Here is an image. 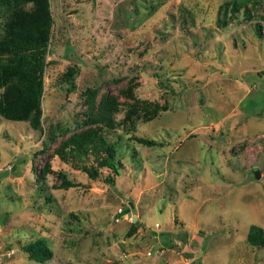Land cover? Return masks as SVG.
Here are the masks:
<instances>
[{"label":"rangeland","instance_id":"rangeland-1","mask_svg":"<svg viewBox=\"0 0 264 264\" xmlns=\"http://www.w3.org/2000/svg\"><path fill=\"white\" fill-rule=\"evenodd\" d=\"M45 1L0 5V36L16 8L49 25L39 123L0 113V264H264L247 241L264 232V0ZM83 142L113 144L119 174L91 180Z\"/></svg>","mask_w":264,"mask_h":264},{"label":"trees","instance_id":"trees-1","mask_svg":"<svg viewBox=\"0 0 264 264\" xmlns=\"http://www.w3.org/2000/svg\"><path fill=\"white\" fill-rule=\"evenodd\" d=\"M23 1L0 0V5L3 6L11 2L19 7ZM46 7L45 0L40 3L38 0L37 8L42 14L47 12ZM19 13H21V9L16 8L8 16L4 34L0 36V87L5 88L3 97L0 99V113L5 116L16 113L19 119L29 118L32 125L36 126L39 123L37 111L40 107V95L43 89V66H45L44 60L49 46V25L44 21L42 23L35 21L30 25L23 26L22 23L25 21L21 20L22 23L20 22ZM78 72L76 67H68L61 78L65 82L73 84ZM141 141L145 144H153L150 139L142 138ZM95 145L83 142L77 146V155H85L91 151L98 163L97 168L83 164L82 170L94 181L100 178L99 167H107L112 172L119 174L118 163L114 160L115 146L105 142L99 147ZM100 149H103L104 152ZM101 152L104 155H100ZM60 184L65 187L71 186L72 183L62 176ZM137 224L138 220L133 223L134 227L132 228L135 229ZM45 241L40 237L36 241L30 242L26 247L27 254L32 261L44 262L51 258L52 251ZM247 241L249 244L264 247L263 230L256 225H251Z\"/></svg>","mask_w":264,"mask_h":264},{"label":"water","instance_id":"water-1","mask_svg":"<svg viewBox=\"0 0 264 264\" xmlns=\"http://www.w3.org/2000/svg\"><path fill=\"white\" fill-rule=\"evenodd\" d=\"M254 176H255V178H259V176H260V172H259L258 169H256V170L254 171ZM130 206H131V208H133L134 205H133L132 202H130ZM128 216H129V217H132V221H135V220H136V216H135V215L132 216L131 213H128Z\"/></svg>","mask_w":264,"mask_h":264},{"label":"built area","instance_id":"built-area-1","mask_svg":"<svg viewBox=\"0 0 264 264\" xmlns=\"http://www.w3.org/2000/svg\"><path fill=\"white\" fill-rule=\"evenodd\" d=\"M10 166H11L10 164H7V168H10ZM118 213H120V215H122L123 219L124 218H128V216L126 215V213H123L120 208L118 209ZM121 213H123V214H121Z\"/></svg>","mask_w":264,"mask_h":264}]
</instances>
